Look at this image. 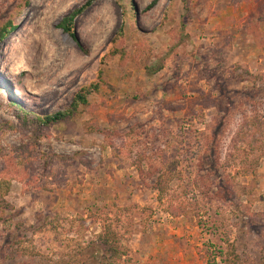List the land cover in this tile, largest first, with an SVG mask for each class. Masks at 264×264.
I'll return each mask as SVG.
<instances>
[{
    "label": "rangeland",
    "instance_id": "rangeland-1",
    "mask_svg": "<svg viewBox=\"0 0 264 264\" xmlns=\"http://www.w3.org/2000/svg\"><path fill=\"white\" fill-rule=\"evenodd\" d=\"M152 1L0 0V264H264V0Z\"/></svg>",
    "mask_w": 264,
    "mask_h": 264
},
{
    "label": "trees",
    "instance_id": "trees-1",
    "mask_svg": "<svg viewBox=\"0 0 264 264\" xmlns=\"http://www.w3.org/2000/svg\"><path fill=\"white\" fill-rule=\"evenodd\" d=\"M157 0H153L148 8H152L156 4ZM91 4V1H87L85 4L80 6L79 8L73 10L68 15L64 16L62 21L60 22V26L65 31L71 32V34H74L73 30V21L76 16H78L81 12L85 10L86 7H88ZM17 27V24H15L14 20L8 19L6 20L1 26H0V42L3 40L10 32H12ZM122 34V32H121ZM116 40V39H115ZM120 54L122 58L126 56L125 49L122 46L115 45L111 55H118ZM103 81L102 78V71L100 70L97 74L96 80L92 81L90 84L81 87V89L75 94L71 104L64 110H59L55 113H49L40 115L36 113L35 111H32L28 108L23 107L20 103H18L14 98L11 101V105L15 109V114L19 120L22 121L23 126L28 127L30 125H34V132L37 134L36 137L42 136L43 128L44 127H51L54 124H57L62 121H66L69 118H74L78 115H80L86 108L90 106L89 96L92 92H98L100 89L101 82ZM10 90V88H9ZM8 92V91H7ZM222 92L226 93L225 88L222 89ZM7 126L13 127L14 125L11 123H7ZM10 127V128H11ZM0 129L4 130L3 124L0 125ZM105 132V131H103ZM212 139L215 138L213 135L211 137ZM49 155V154H48ZM51 157H55L56 155L53 153H50ZM215 154H212L211 156L214 157ZM23 159L27 160V157H23ZM66 158H64L65 160ZM31 164V160L29 161V165ZM33 172V171H32ZM36 172V171H35ZM59 171H51L49 174L54 175L58 174ZM56 174V175H57ZM165 181H163L162 177H158L154 188L157 189L159 194V200L162 199V195L165 191ZM117 233L115 231H104L103 234L99 235L101 244L106 247V249L111 252L112 254H118V255H124L126 254L125 251H120L119 241L117 240Z\"/></svg>",
    "mask_w": 264,
    "mask_h": 264
},
{
    "label": "crops",
    "instance_id": "crops-1",
    "mask_svg": "<svg viewBox=\"0 0 264 264\" xmlns=\"http://www.w3.org/2000/svg\"><path fill=\"white\" fill-rule=\"evenodd\" d=\"M144 249H145V247H144ZM160 257L162 256V255H159ZM160 257H158V259H154V260H158V262L160 261ZM157 264H160V262L159 263H157Z\"/></svg>",
    "mask_w": 264,
    "mask_h": 264
}]
</instances>
